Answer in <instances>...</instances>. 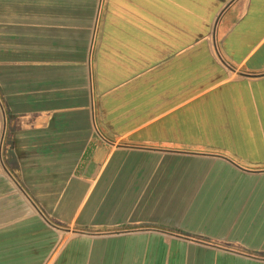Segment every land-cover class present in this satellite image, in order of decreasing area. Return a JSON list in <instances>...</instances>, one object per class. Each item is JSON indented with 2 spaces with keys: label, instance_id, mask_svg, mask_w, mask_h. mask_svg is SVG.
<instances>
[{
  "label": "crops",
  "instance_id": "crops-1",
  "mask_svg": "<svg viewBox=\"0 0 264 264\" xmlns=\"http://www.w3.org/2000/svg\"><path fill=\"white\" fill-rule=\"evenodd\" d=\"M0 264H264V0H0Z\"/></svg>",
  "mask_w": 264,
  "mask_h": 264
},
{
  "label": "water",
  "instance_id": "water-1",
  "mask_svg": "<svg viewBox=\"0 0 264 264\" xmlns=\"http://www.w3.org/2000/svg\"><path fill=\"white\" fill-rule=\"evenodd\" d=\"M243 74V73H242Z\"/></svg>",
  "mask_w": 264,
  "mask_h": 264
}]
</instances>
